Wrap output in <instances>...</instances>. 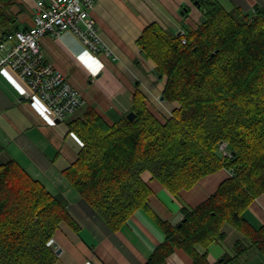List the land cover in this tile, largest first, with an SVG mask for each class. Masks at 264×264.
Returning a JSON list of instances; mask_svg holds the SVG:
<instances>
[{
	"label": "trees",
	"instance_id": "obj_1",
	"mask_svg": "<svg viewBox=\"0 0 264 264\" xmlns=\"http://www.w3.org/2000/svg\"><path fill=\"white\" fill-rule=\"evenodd\" d=\"M11 6L0 0L2 35L17 30ZM196 6L204 20L195 29L177 35L153 22L137 40L165 77L163 98L176 103L169 116L157 117L135 90L133 120L108 123L86 106L67 121L82 146L63 175L112 231L147 207L144 172L173 195L221 168L231 172L204 201L182 206L179 224L159 221L165 237L146 264H162L176 249L209 264L196 246L222 241L225 222L243 238L216 264H240L249 250L264 258V224L246 217L264 192V9L227 10L217 0ZM64 222L76 229L61 193L14 160L0 165V264H56L47 242Z\"/></svg>",
	"mask_w": 264,
	"mask_h": 264
},
{
	"label": "crops",
	"instance_id": "obj_2",
	"mask_svg": "<svg viewBox=\"0 0 264 264\" xmlns=\"http://www.w3.org/2000/svg\"><path fill=\"white\" fill-rule=\"evenodd\" d=\"M217 1L223 7L264 9V0ZM11 3L17 30L30 28L37 10L34 1ZM90 14L100 39L99 51L88 50L69 31L40 38L44 60L85 99V104L64 121L55 119L12 69L0 68V165L14 160L65 197L76 229L64 222L51 237L54 251H60L56 264H146L165 237L159 221L179 224L182 206L193 207L204 201L231 172L221 168L176 195L144 172L142 178L150 188L147 207L135 211L118 231H112L63 175L82 146L69 132L67 121L91 106L105 121L113 123L131 111L135 90L141 92L157 117L169 116L176 103L163 98L165 77L155 72V64L144 56L137 40L150 23L177 34L195 29L204 15L191 0H94ZM246 217L254 226L264 224V192L251 201ZM221 231L222 241L206 248L196 246L199 254H206L209 264L218 263L243 238L228 222L223 223ZM162 264L193 263L186 252L176 249ZM240 264H264V258L249 250Z\"/></svg>",
	"mask_w": 264,
	"mask_h": 264
},
{
	"label": "built area",
	"instance_id": "obj_3",
	"mask_svg": "<svg viewBox=\"0 0 264 264\" xmlns=\"http://www.w3.org/2000/svg\"><path fill=\"white\" fill-rule=\"evenodd\" d=\"M37 10L28 29L0 36V68L9 67L38 96L55 119L65 120L85 104V99L64 75L46 62L40 47L45 34L69 31L90 51L100 50V39L91 16L94 0H33ZM184 30L177 33L183 34ZM182 42H185L182 39ZM219 149L229 155L226 144ZM51 245V239L47 242Z\"/></svg>",
	"mask_w": 264,
	"mask_h": 264
},
{
	"label": "water",
	"instance_id": "obj_4",
	"mask_svg": "<svg viewBox=\"0 0 264 264\" xmlns=\"http://www.w3.org/2000/svg\"><path fill=\"white\" fill-rule=\"evenodd\" d=\"M193 4H194V5H197V4H198V0H194V1H193ZM184 11H185V9H183V10L181 11V13L184 12ZM126 118L129 119V120H133V119L135 118V113H134L133 111H129V112L126 114ZM59 252H60L59 249L55 250V253H56V254H58Z\"/></svg>",
	"mask_w": 264,
	"mask_h": 264
},
{
	"label": "rangeland",
	"instance_id": "obj_5",
	"mask_svg": "<svg viewBox=\"0 0 264 264\" xmlns=\"http://www.w3.org/2000/svg\"><path fill=\"white\" fill-rule=\"evenodd\" d=\"M225 8L227 9V10H230L231 8H232V6L231 7H227V6H225ZM244 11H250L251 9H244L243 7H241Z\"/></svg>",
	"mask_w": 264,
	"mask_h": 264
}]
</instances>
